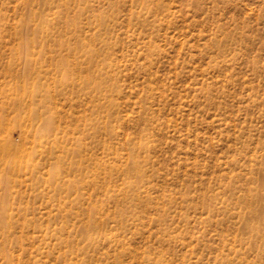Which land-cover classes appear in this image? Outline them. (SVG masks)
<instances>
[{"label": "rangeland", "instance_id": "obj_1", "mask_svg": "<svg viewBox=\"0 0 264 264\" xmlns=\"http://www.w3.org/2000/svg\"><path fill=\"white\" fill-rule=\"evenodd\" d=\"M0 264H264V0H0Z\"/></svg>", "mask_w": 264, "mask_h": 264}]
</instances>
